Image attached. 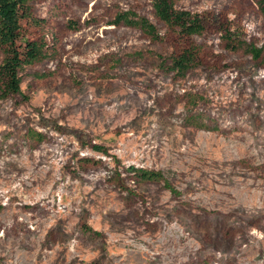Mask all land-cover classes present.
Instances as JSON below:
<instances>
[{
	"label": "rangeland",
	"instance_id": "374dc122",
	"mask_svg": "<svg viewBox=\"0 0 264 264\" xmlns=\"http://www.w3.org/2000/svg\"><path fill=\"white\" fill-rule=\"evenodd\" d=\"M152 1L28 0L44 56L21 92L0 82V264H264L260 0H172L203 15L193 36Z\"/></svg>",
	"mask_w": 264,
	"mask_h": 264
},
{
	"label": "trees",
	"instance_id": "16d2710c",
	"mask_svg": "<svg viewBox=\"0 0 264 264\" xmlns=\"http://www.w3.org/2000/svg\"><path fill=\"white\" fill-rule=\"evenodd\" d=\"M28 0H0V48L4 58L0 64V82L3 95L21 92L22 72L28 64L40 60L43 56V44L27 39L22 42L21 19L26 15ZM155 15L171 28H176L183 35H201L206 28L203 15L185 8H178L172 0H153ZM264 15V0H260ZM115 23L123 22L129 26L142 29L154 39H159L157 26L148 18L134 11H121L117 14ZM259 56V50H255ZM195 48L186 49L172 58L171 68L182 76L194 65ZM39 139H41V134ZM138 179L143 181L160 180L162 173L153 170L137 171ZM173 190V187L166 183Z\"/></svg>",
	"mask_w": 264,
	"mask_h": 264
}]
</instances>
